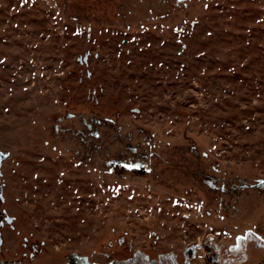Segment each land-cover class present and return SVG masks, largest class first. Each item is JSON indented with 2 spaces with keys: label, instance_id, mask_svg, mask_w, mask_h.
Wrapping results in <instances>:
<instances>
[{
  "label": "rangeland",
  "instance_id": "1",
  "mask_svg": "<svg viewBox=\"0 0 264 264\" xmlns=\"http://www.w3.org/2000/svg\"><path fill=\"white\" fill-rule=\"evenodd\" d=\"M0 206V264H264V0H0Z\"/></svg>",
  "mask_w": 264,
  "mask_h": 264
},
{
  "label": "flooded vegetation",
  "instance_id": "2",
  "mask_svg": "<svg viewBox=\"0 0 264 264\" xmlns=\"http://www.w3.org/2000/svg\"><path fill=\"white\" fill-rule=\"evenodd\" d=\"M3 197H1V204H3ZM6 209L0 206V243L2 242L1 233L2 229L6 228L7 225L11 226L12 228V222L14 221L13 217H10L5 214ZM3 214V215H2ZM77 264H89L88 262L79 261ZM140 264H148V260L144 258V260H141Z\"/></svg>",
  "mask_w": 264,
  "mask_h": 264
},
{
  "label": "trees",
  "instance_id": "3",
  "mask_svg": "<svg viewBox=\"0 0 264 264\" xmlns=\"http://www.w3.org/2000/svg\"><path fill=\"white\" fill-rule=\"evenodd\" d=\"M113 165H119V166H122V167H124V169H126V168H128V164H125L124 162H111ZM116 163V164H115ZM127 163V162H126ZM135 164H137V163H135ZM132 165H134V164H132ZM137 165H139V164H137ZM126 167V168H125ZM144 166H141V165H139V167H130L131 169H132V173H144V168H143ZM194 246H196L195 244L193 245V246H190V247H192V248H194ZM190 249V248H189ZM188 250V249H187ZM78 261H88L87 259H85V258H79L78 259ZM130 262H132V261H129V263Z\"/></svg>",
  "mask_w": 264,
  "mask_h": 264
},
{
  "label": "built area",
  "instance_id": "4",
  "mask_svg": "<svg viewBox=\"0 0 264 264\" xmlns=\"http://www.w3.org/2000/svg\"><path fill=\"white\" fill-rule=\"evenodd\" d=\"M210 236L213 238V235L212 234H207V236H206V240L207 241H209L208 239H211ZM208 243H210V242H208ZM203 249H204V247H201L202 252L200 250L197 253L195 252L194 255H195V258H197V260L201 259L202 262H205L206 252L205 251L203 252Z\"/></svg>",
  "mask_w": 264,
  "mask_h": 264
},
{
  "label": "snow or ice",
  "instance_id": "5",
  "mask_svg": "<svg viewBox=\"0 0 264 264\" xmlns=\"http://www.w3.org/2000/svg\"><path fill=\"white\" fill-rule=\"evenodd\" d=\"M129 167H139V165H129Z\"/></svg>",
  "mask_w": 264,
  "mask_h": 264
}]
</instances>
